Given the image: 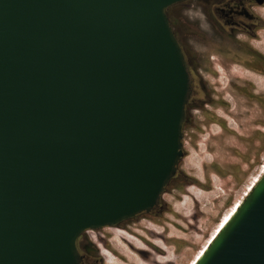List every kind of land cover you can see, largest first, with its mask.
Wrapping results in <instances>:
<instances>
[{"label":"water","instance_id":"95a60500","mask_svg":"<svg viewBox=\"0 0 264 264\" xmlns=\"http://www.w3.org/2000/svg\"><path fill=\"white\" fill-rule=\"evenodd\" d=\"M186 0H0V264L158 208L184 157ZM247 194V195H246ZM195 264H264V172Z\"/></svg>","mask_w":264,"mask_h":264},{"label":"rangeland","instance_id":"374dc122","mask_svg":"<svg viewBox=\"0 0 264 264\" xmlns=\"http://www.w3.org/2000/svg\"><path fill=\"white\" fill-rule=\"evenodd\" d=\"M259 33L250 46L264 55V39ZM241 39L246 41L241 37L240 43ZM250 64L258 66V61L250 57ZM234 68L242 69L246 79L248 75L253 79L250 99L241 91L229 90L227 110L214 105L196 113L194 120L187 119L182 131L184 157L178 166L179 177L170 183L161 201L164 215L159 220L144 218L141 223H127L134 234L122 227L90 233L103 246L105 264L108 260L113 264H195L264 172V74L249 72L241 64ZM220 76L216 94L227 84ZM237 82L239 89L248 90L245 80ZM147 232L158 233L159 238L166 236L163 242L154 241L164 250L158 262L144 260L126 247L124 239L140 247L142 242L135 233ZM104 243L112 250L121 249L126 260L117 252H107Z\"/></svg>","mask_w":264,"mask_h":264},{"label":"flooded vegetation","instance_id":"af4514ba","mask_svg":"<svg viewBox=\"0 0 264 264\" xmlns=\"http://www.w3.org/2000/svg\"><path fill=\"white\" fill-rule=\"evenodd\" d=\"M167 16L183 51L190 75V98L186 106V118L194 120L196 113L205 112L214 105L224 109L223 111L227 110L229 102L225 98L231 96L229 90L241 91L250 99V79L240 78L237 74L238 69L234 66L241 64L249 72L252 70L264 74V55L250 46V41H255L259 31L264 29V0H186L168 8ZM263 34L264 32H260L259 36L264 39ZM241 37L246 41L241 39L243 43H240ZM250 57L258 61V66L250 64ZM220 75H223L227 84L222 88V92L216 94L217 84L222 77ZM238 79L247 82L248 90L244 87L239 89ZM178 177L179 173L174 179ZM164 208L160 204L151 213L140 214L117 227L134 234L127 223L133 221L141 223L144 218L159 220L164 215ZM103 229L105 228L101 230ZM135 234L143 247H135L124 239L126 247L144 260L158 262L157 259L164 250L154 241L163 242L162 239L165 240L166 236L159 238L158 233L148 232L146 235ZM96 241L97 238L87 232L78 239L80 264H105L101 250L103 246ZM104 246L108 249L107 252L116 253L109 245L104 243ZM122 260L125 261L126 258Z\"/></svg>","mask_w":264,"mask_h":264},{"label":"bare ground","instance_id":"6f19581e","mask_svg":"<svg viewBox=\"0 0 264 264\" xmlns=\"http://www.w3.org/2000/svg\"><path fill=\"white\" fill-rule=\"evenodd\" d=\"M262 11H263V10H262ZM260 12H261V11H260ZM261 14H262V13H261ZM262 17H263V15H262ZM263 35H264V34H263ZM260 39H261V38H260ZM262 39H263V37H262ZM262 42H263V41H262ZM262 47H264V46H262ZM261 53H262V52H261ZM243 73H244V72L242 71V69H239V70L237 71V74H238V76H239L240 78H244V79H246V78L244 77V74H243ZM253 78H254V77H253ZM248 79H250V75H248ZM262 79H263V78H261V81H263ZM257 80H258V79H256L255 81H257ZM252 81H253V79H252V80L250 79V82H251V83H252ZM255 81H254V82H255ZM254 82H253V83H254ZM255 83H258V82H255ZM259 83H260V81H259ZM260 84H261V83H260ZM258 85H259V84H258ZM259 87H260V86H259ZM257 89H258V88H257ZM261 91H262V90H261ZM260 93H261V92H260ZM258 94H259V93H258ZM228 169H229V168H228ZM262 173H263V172H262ZM198 180H200V179H198ZM258 180H259V179H258ZM258 180H257V181H258ZM201 182H202V181H201ZM254 185H255V184H254ZM249 190H251V189H249ZM249 190H248V191H249ZM248 191H247V193H249ZM246 195H247V194H246ZM240 205H241V203H240ZM240 205H239V206H240ZM239 206H238V207H239ZM238 207H237V209H238ZM237 209H236V210H237ZM234 213H235V212H234ZM234 213H233V214H234ZM231 217H232V216H231ZM231 217H230V218H231ZM230 218H229V219H230ZM227 222H228V221H227ZM227 222H226V223H227ZM226 223H225V224H226ZM225 224H224V225H225ZM224 225H223V226H224ZM223 226H222V228H223ZM220 230H221V229H220ZM172 232H173V231H172ZM115 238H116V237H115ZM117 239H118V238H117ZM131 242H132V241H131ZM211 242H212V241H211ZM115 243H116V241H115ZM132 244H133V243H132ZM138 244H139V243H138ZM134 245H135V244H134ZM141 246H142V245H140V247H141ZM136 247H137V246H136ZM138 247H139V246H138ZM207 247H208V246H207ZM121 248H122V247H121ZM134 248H135V247H134ZM141 248H142V247H141ZM164 249H165V248H164ZM206 249H207V248H206ZM206 249H205V250H206ZM113 250H114L115 252H117L121 257H123V258H127V255H125L121 249H119V248H115V247H114ZM137 250H138V249H137ZM139 250H141V249H139ZM141 251H142V250H141ZM124 252H125V251H124ZM203 253H204V252H203ZM202 255H203V254H202ZM202 255H201V256H202ZM201 256H200V257H201ZM200 257H199V258H200ZM199 258H198V259H199ZM198 259H197V260H198ZM107 262H108V264H113V262L110 261V260H108ZM195 263H196V262H195Z\"/></svg>","mask_w":264,"mask_h":264},{"label":"built area","instance_id":"2783aa9c","mask_svg":"<svg viewBox=\"0 0 264 264\" xmlns=\"http://www.w3.org/2000/svg\"><path fill=\"white\" fill-rule=\"evenodd\" d=\"M94 231H87V233H93Z\"/></svg>","mask_w":264,"mask_h":264}]
</instances>
